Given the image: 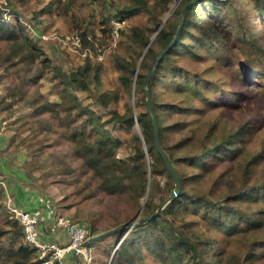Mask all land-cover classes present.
<instances>
[{"label":"trees","instance_id":"trees-1","mask_svg":"<svg viewBox=\"0 0 264 264\" xmlns=\"http://www.w3.org/2000/svg\"><path fill=\"white\" fill-rule=\"evenodd\" d=\"M89 1L99 5L100 13L103 11L105 4L100 0ZM228 1L197 0L190 4L191 0H185L182 5L188 6L183 17L173 22L167 21L157 32L156 40L152 43L156 48L148 42L149 35L144 29L130 26L118 31V38L125 35L135 47L131 49L129 56L114 54L113 65L118 72L122 89L129 93L133 91L137 97L135 107L144 109V112L133 113L131 107H125L122 114L115 109L110 111L116 127L125 132L133 131L132 140L126 144L131 147L132 153L123 160L117 157L123 142L104 127L95 111L82 106L73 93L88 91L91 80L99 84V75L89 56L74 71L57 75L56 87L61 90L62 97L56 106L61 108L64 116L55 114L54 105L51 104L46 105L45 111L55 114L60 136L73 145L72 150L81 161L84 173H91L107 195L126 197L139 211L142 209L140 217L129 222L141 221L155 213L160 205L154 204L155 191L158 192L159 201L164 202L174 188L173 180L155 146L152 122L146 108V92L149 96L160 144L177 172L181 191L149 221L133 228L130 239L121 241L118 251L129 264L135 259L142 261L143 252L152 256L159 264H219L223 257V247L217 236L225 244L231 240L238 247L235 250L238 252L237 256L233 255L236 260L243 255V261L251 262L256 256L254 248L264 244V174L256 184L252 183V187L237 185L228 188L219 202H215L208 194H190L186 188L187 185L202 186L204 182L213 188L216 184L213 177L216 166L227 161L236 162L243 181L248 179L250 183V180L253 181V162L261 155L258 153L249 159L238 160L246 136L253 133L258 123L264 124V103L258 105L251 117L237 121L229 130L224 124L225 119L214 116L215 110L208 112L218 102H227L231 98L224 93L223 87H219L210 78L216 63L226 67L225 71L229 74L234 73L232 76L238 70L235 63H229L226 49L229 46L222 49L223 45L219 40L223 34L229 44L228 32L215 24L218 15L205 10L203 3H206V7L209 3L215 7ZM168 2L169 0H161L159 4L165 7ZM251 4L253 10L248 18L251 19L252 14H258L264 24V0H251ZM54 6V2H49L40 13H50ZM145 8L146 0H131L122 14L127 17ZM213 10L217 12L218 9ZM123 15L111 20L122 23L125 20ZM238 22L240 33L232 32L230 37L236 36L242 43L244 48L241 51L246 59L241 61V65L251 72L243 75V79L237 77V80L244 82L246 78L247 84L252 86L250 76L255 71L264 72V48L258 42L264 31L256 33L254 37L250 31L251 20L243 24V17H238ZM103 24V33L110 34L112 22L104 20ZM233 28L234 26L230 27V30ZM177 30L174 43L157 61L156 70L145 90L144 82L152 70L156 56L172 41ZM74 34L79 37L81 51L94 55L101 52L102 45L92 32L87 34L86 30L76 29ZM0 39L9 47L5 59L15 58L25 63L26 73L29 72V66L38 62L43 54L22 25L0 22ZM238 41L234 43H239ZM218 49L223 50L222 53H216ZM140 56L142 61L136 69ZM184 58L188 59L192 68L183 65ZM201 65H204L203 69L200 68L201 71L197 72L194 67ZM261 77L264 79V74ZM164 86L170 87L164 89ZM261 90L264 98L263 86L257 89ZM118 99L120 97L115 92L97 94L94 97L104 107ZM38 110L39 108L34 110V115ZM135 123L139 125L138 132L134 127ZM44 125L49 128L47 121ZM196 130L200 132L195 134ZM164 131L177 137L174 143L165 145ZM65 172L73 170L67 167ZM224 173L225 171L221 174ZM157 177L166 178L164 187L159 185ZM229 178L234 181L233 176ZM199 220L205 226L198 232L195 226L199 224ZM123 233L124 229L116 234L120 238ZM213 235L216 237H212ZM215 247L219 248L220 253L211 255ZM118 260L120 262V258ZM0 264H40L35 248L25 244L21 226L7 211L0 212Z\"/></svg>","mask_w":264,"mask_h":264},{"label":"rangeland","instance_id":"rangeland-1","mask_svg":"<svg viewBox=\"0 0 264 264\" xmlns=\"http://www.w3.org/2000/svg\"><path fill=\"white\" fill-rule=\"evenodd\" d=\"M100 1L105 4L103 11L101 10L102 14L99 5L89 0H0V17H2L0 22L22 25L28 37L42 49L43 53L38 62L29 66V72L26 73L25 63L19 62L15 58L5 59L9 47L0 39V145H3V147L0 146V178L6 183L8 193L12 194V189L9 179L4 175H11L17 183L24 182L25 185L22 183L20 188L47 195L44 197L48 200L50 207L52 208L54 205L52 209L54 217L50 219L44 217L41 223L50 224L52 221L55 223L54 221L57 222L59 218H62L70 224L80 225L89 236L113 229L118 226V223L119 225L129 223L131 219L140 217L141 213L126 197L107 195L101 190L91 173L88 175L84 173L85 170L81 169V161L72 150L73 145L60 136L58 120L55 117V114H58L59 117L64 116L61 108L56 106L62 97L61 90L56 87L57 75L74 71L89 56L91 64L99 75V84L91 80L88 91L73 93L82 106L95 111L104 127L110 130L115 138L123 142L118 149L117 157L123 160L132 153L131 147L126 144L132 140L133 131L125 132L116 127L115 119L112 118L110 111L115 109L122 114L125 107H131L133 113L144 112L143 108L135 107L134 102L137 101V97L133 91L129 93L122 89L118 72L113 65L114 54L129 56L131 49L135 46L125 35L112 39L111 33L107 35L103 33L105 30L104 20L111 21L113 27L118 29V22L111 19L123 15L122 13L131 4V0ZM184 1L169 0L168 4L163 7L159 4L161 0H146L145 9H139L127 17L123 15L125 20L120 29L125 30L130 26L144 29L149 35L148 42L152 44L156 40L157 32L166 25L167 21L173 22L181 17ZM49 2H54L55 5L51 12L40 13ZM224 3L222 6L215 7L212 3L207 4V7L206 3H203V6L205 10L208 9L218 15L215 24L222 26L224 32H228L229 44L223 34L219 40L223 45L222 49L229 46L226 48L228 49L229 63H235L238 70L232 76L234 73L229 74L225 71L226 67L216 63L213 75L210 77L219 87H223L224 93L230 95L232 100L228 98L227 102H218V105L216 104L217 106L213 109H208V112L215 110L214 116L218 119H225L224 124L229 130L235 126L237 121L251 117L252 113L258 109V105L264 103L262 90L257 91L262 86L264 87V79L261 77L264 72L255 71L250 76L252 86L247 84L246 78L244 82L237 80V77L243 79V75L246 76L251 70L241 65V61L246 59L245 55H242V43L236 36H230L232 32L240 33V27H237L238 17H243V24L251 20L250 31L254 37L256 33L264 31V24L258 14H252L251 19L248 18L249 13L253 10L251 0H229ZM213 8H217V12ZM233 26L234 28L230 30V27ZM76 29L86 30L87 34L92 32L102 45L101 52L94 55L81 51L80 45H76L74 42ZM258 40L264 48V35L260 36ZM236 41L239 43H234ZM151 46L156 48L153 44ZM145 50L146 48L143 52ZM222 51L218 49L216 53L219 54ZM141 61L140 56L136 62V69ZM262 61L264 63V57ZM182 63L185 67L192 68V64L188 62L187 58H184ZM203 67L204 65L195 66L194 69L200 72V68L203 69ZM134 79L135 76L133 81ZM255 83L257 85H254ZM168 87L170 86L163 88ZM110 92L118 94L120 99L109 103L106 107L94 100L97 94ZM236 94L239 96H235ZM47 104L54 105L55 114L45 111ZM38 108L39 110L34 115V110ZM45 121L49 123V128L45 127ZM134 127L138 132L139 125L135 123ZM199 132L200 130H196L195 134ZM176 138L170 132L164 131L165 145L174 143ZM258 153L261 155L253 162V181L250 180V183L248 179L243 181L236 162L227 161L216 166L217 170L213 175L216 184L213 188L204 182L202 186L187 185L188 192L190 194H208L215 202H219L223 192L232 186L252 187V183L256 184L264 174V124L261 123H258L250 136H246L238 160L249 159ZM67 167H71L73 172H65ZM187 169L193 172L192 169ZM223 171L225 173L221 174ZM218 175L220 176L217 177ZM19 176L25 179H20ZM91 176L93 180L90 181ZM230 176H233L236 182L229 178ZM156 180L161 187H164L165 177H157ZM155 192L154 204L161 205L163 202L159 201L158 192ZM3 199L4 190L0 188V212L4 211ZM33 200L37 201L35 195ZM204 226V222L199 220L195 230L199 232ZM55 227L61 234L64 229L65 235H67V230L62 225L59 224L58 227L57 225ZM45 228L48 226L46 225ZM124 236L123 239H130L132 232ZM212 237H216V235ZM217 237L224 248L219 246L223 250V257L219 264H264V244L254 248L256 256L253 261L248 262L243 261V255L237 260L236 257H233L238 254L235 251L238 247L234 245V242L231 243L230 240L225 244L220 236ZM118 239V234H113L91 244L89 247L92 251L93 263L129 264L124 255L116 248ZM63 241H67L66 236ZM218 253L220 250L215 247L214 253L211 255ZM72 254L73 252L67 253L62 264H75ZM77 257L80 261L79 256ZM80 264L84 263L80 261ZM132 264L159 263L152 256L143 252L142 261L135 259Z\"/></svg>","mask_w":264,"mask_h":264},{"label":"built area","instance_id":"built-area-1","mask_svg":"<svg viewBox=\"0 0 264 264\" xmlns=\"http://www.w3.org/2000/svg\"><path fill=\"white\" fill-rule=\"evenodd\" d=\"M122 23L118 22V29L113 27L111 32V38L116 39L118 37V30L121 28ZM74 42L76 45H80L79 37L75 34ZM0 188L4 190L3 210L7 211L9 215L14 218L21 226L23 231L24 242L27 246L35 248L36 254L40 261V264H62V260L69 252H77V256L84 264H94L92 251L90 247L79 249V246L88 238L89 234L80 225L70 224L59 218L58 221H54V225H62L67 230V241L63 243L55 241H44L41 238L39 232V220L32 212L22 209L16 205L10 197V193L7 192L6 183L0 178ZM56 220V219H55Z\"/></svg>","mask_w":264,"mask_h":264},{"label":"water","instance_id":"water-1","mask_svg":"<svg viewBox=\"0 0 264 264\" xmlns=\"http://www.w3.org/2000/svg\"><path fill=\"white\" fill-rule=\"evenodd\" d=\"M195 1L196 0H192L191 3L195 2ZM187 5H185L181 9V18L183 17V12H184V9H185V7ZM180 25H181V23H179V28H180ZM178 30L176 31L172 41L162 51H160L159 54L156 56L155 62H154L153 67H152V70L147 75V77L145 79V82H144V89L145 90H146V86H147L148 80L154 74V72L156 70L157 61L172 46V44L174 43V41L176 39V35L178 33ZM134 81H135V79H134ZM134 81H133V84H134ZM146 108H147V112L150 115L151 122H152L153 135H154L156 149L158 150V152H159V154H160V156L162 158V161H163V163L165 165V168L167 170L168 175L173 180L174 188L171 191L170 195L160 205V207H158V209L155 211L154 214L150 215L149 217L144 218L141 221H136L135 220L133 222L124 223V224H121V225H118V226L114 227L113 229H110V230H107L105 232H102L100 234L88 236V238L79 246V249H81V248L84 249L86 247H89L91 244H93L95 242H98L101 239L106 238L108 236H111L113 234H116L117 232H119V231L124 229V233H123L122 237L118 239V243L116 244V248H118L119 244L121 243V241L125 237L124 236L125 234L129 233L133 228L138 227L141 224L149 221L152 217H154L156 214H158V212L160 210H162L169 202H171L175 197H177L179 195L180 191H181V183H180L179 177L177 175V172L174 169V167L172 166V164L170 163L168 156L166 155V153L164 152V150H163V148H162V146L160 144V140H159V137H158V131H157V124H156V120H155L153 111H152L151 106H150V100H149V96H148L147 92H146ZM143 206H144V203H143ZM141 210H140V212H141ZM72 256H73L74 263L75 264H80V261L78 260V257H77V252H73Z\"/></svg>","mask_w":264,"mask_h":264},{"label":"crops","instance_id":"crops-1","mask_svg":"<svg viewBox=\"0 0 264 264\" xmlns=\"http://www.w3.org/2000/svg\"><path fill=\"white\" fill-rule=\"evenodd\" d=\"M0 146L3 147V145H0ZM0 150H1V147H0ZM8 173L11 174L10 171H8ZM4 176L10 181V187L12 189V194L10 193V195H12L11 197L13 198L14 205L22 209L30 211L38 217L39 232L41 234V238L47 242L55 241V242L63 243L64 237L66 236V240H67V235H65V230L62 229V234H61V232L58 231L59 229L55 227L53 221L50 222V224H47L45 222L41 223V220L44 217H48L49 219L54 217V214L52 213L53 212L52 209L54 205L52 208L50 207L48 200L45 199L44 197L47 195H43L42 193L30 192L26 188L23 189L22 186H21L22 188H20V185L22 183H23L22 185H25L24 182L17 183L16 180L11 175H4ZM19 177L20 179H23V180L25 179L22 176H19ZM34 195L37 197V201L33 200ZM46 225L48 226V228H45Z\"/></svg>","mask_w":264,"mask_h":264},{"label":"bare ground","instance_id":"bare-ground-1","mask_svg":"<svg viewBox=\"0 0 264 264\" xmlns=\"http://www.w3.org/2000/svg\"><path fill=\"white\" fill-rule=\"evenodd\" d=\"M81 249H83V248H81Z\"/></svg>","mask_w":264,"mask_h":264}]
</instances>
